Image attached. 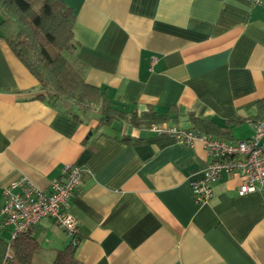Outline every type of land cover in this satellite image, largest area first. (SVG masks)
Segmentation results:
<instances>
[{
  "label": "crops",
  "instance_id": "1",
  "mask_svg": "<svg viewBox=\"0 0 264 264\" xmlns=\"http://www.w3.org/2000/svg\"><path fill=\"white\" fill-rule=\"evenodd\" d=\"M62 1L74 14L86 82L117 106L158 114L173 106L170 123L181 128L192 129L193 113L228 128L233 138L225 141L251 137L250 121H229L246 119L264 97V7L248 0ZM41 94L0 39V208L3 189L20 177L47 191L65 166L76 165L82 178L68 211L78 222L81 263L264 264V187L240 196V177L225 174L198 205L190 183L206 166L200 144L186 147L122 122H77ZM239 124L249 130L242 138L233 129ZM9 231L0 225L5 241ZM33 235L46 249L70 241L51 220Z\"/></svg>",
  "mask_w": 264,
  "mask_h": 264
},
{
  "label": "trees",
  "instance_id": "2",
  "mask_svg": "<svg viewBox=\"0 0 264 264\" xmlns=\"http://www.w3.org/2000/svg\"><path fill=\"white\" fill-rule=\"evenodd\" d=\"M74 14L62 0H0V39L4 40L17 59L37 80L42 94L37 97L77 122L90 118L96 127H111L116 122L147 129L153 124L175 120V107L158 114L152 107H119L106 94L86 82L87 67L78 61L79 48L72 27ZM192 129L222 140L232 139L228 128H219L206 118L188 113ZM264 119V97L254 105V112L245 118L229 121L255 123ZM123 141L136 145V138ZM78 244L61 249L41 247L33 229L17 235L9 243L0 237V264H83L76 257Z\"/></svg>",
  "mask_w": 264,
  "mask_h": 264
},
{
  "label": "built area",
  "instance_id": "3",
  "mask_svg": "<svg viewBox=\"0 0 264 264\" xmlns=\"http://www.w3.org/2000/svg\"><path fill=\"white\" fill-rule=\"evenodd\" d=\"M252 6L264 7V0H248ZM249 139L225 141L181 128L177 123L153 124L147 130L156 136H170L186 147L200 144L206 155L201 179L190 183L196 204L206 203L212 196V186L225 174L238 175L241 183L238 195L264 187V119L252 123ZM82 169L67 165L58 179H53L47 191L35 186L25 177L13 181L3 189L4 203L0 208V225L9 229V243L17 235L33 229L42 220H51L63 230L72 244H78V222L68 211L70 199L80 184Z\"/></svg>",
  "mask_w": 264,
  "mask_h": 264
},
{
  "label": "rangeland",
  "instance_id": "4",
  "mask_svg": "<svg viewBox=\"0 0 264 264\" xmlns=\"http://www.w3.org/2000/svg\"><path fill=\"white\" fill-rule=\"evenodd\" d=\"M180 124H185L184 122L180 121ZM183 126V125H182ZM235 131V135L237 138H242L243 136H246V134L249 132V130H247V126L246 124H239L234 126L233 128Z\"/></svg>",
  "mask_w": 264,
  "mask_h": 264
}]
</instances>
